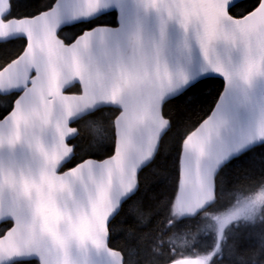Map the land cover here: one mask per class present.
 <instances>
[{
	"label": "water",
	"instance_id": "95a60500",
	"mask_svg": "<svg viewBox=\"0 0 264 264\" xmlns=\"http://www.w3.org/2000/svg\"><path fill=\"white\" fill-rule=\"evenodd\" d=\"M66 2L5 20L10 0H0V43L25 40L0 69V95L17 94L0 118V225L11 223L0 264H124L110 223L170 128L163 105L195 82L219 78L223 89L182 151L204 137L212 155L264 140V0L240 17L233 0H72V19ZM109 12L114 25L59 37ZM74 85L79 92H66ZM106 107L118 110L112 153L64 168L74 122Z\"/></svg>",
	"mask_w": 264,
	"mask_h": 264
},
{
	"label": "trees",
	"instance_id": "16d2710c",
	"mask_svg": "<svg viewBox=\"0 0 264 264\" xmlns=\"http://www.w3.org/2000/svg\"><path fill=\"white\" fill-rule=\"evenodd\" d=\"M54 1L31 0L33 6L12 7V5L19 4L21 0H10L9 17L33 16L50 8ZM253 2L254 0L239 2V7L230 8V14L235 17L245 15L254 9L250 8ZM113 18H115L116 22V13L109 12L90 22L66 27L60 31L59 35L65 40L71 39L84 30L98 24L114 25L115 23L112 22ZM24 47L25 40L22 38L0 43V69L16 58ZM207 79H216L217 82L207 85L203 89L200 102L193 104L188 98L185 99L184 103L180 104L165 102L162 112L170 121V128L162 137L159 149L153 160L139 173V197L129 200L127 205L122 204L119 212L110 223L109 245L123 254L124 264H164L174 259L169 255L168 245L164 244L161 248L157 242L156 230L160 227L157 221L167 216V191L171 183L170 173L176 164L177 154L182 151L187 136L210 113L218 99V94L223 89V83L220 82L221 79L213 77L203 80ZM68 90L72 93L79 92V86L74 85ZM16 95H0V118L11 109ZM117 113V109L106 107L74 122L73 126L78 130V135L70 142L75 147L74 156L64 168L72 167L85 158L102 159L112 153L114 148L113 120ZM226 171L228 174L227 178L218 186L217 191L219 203L221 204L230 202L236 194L240 193L237 190L246 189L260 175H264V167L259 162L254 166H236L226 169ZM134 203L137 211L129 212L128 209ZM140 213L144 215L143 222H140ZM10 225V222L0 225V236ZM170 234L171 232H169ZM231 242V240L228 241L229 244ZM197 247L202 252L207 251V248L203 246V242L198 243ZM154 248L159 249V251H153ZM255 251L250 248L243 255L245 258L253 257V259L259 260L260 257L255 255ZM234 259H237V257L231 256L228 253V248L225 247L224 259L216 261V264H232ZM12 264L38 263L35 260H28Z\"/></svg>",
	"mask_w": 264,
	"mask_h": 264
},
{
	"label": "snow or ice",
	"instance_id": "6c2138e0",
	"mask_svg": "<svg viewBox=\"0 0 264 264\" xmlns=\"http://www.w3.org/2000/svg\"><path fill=\"white\" fill-rule=\"evenodd\" d=\"M257 3L258 0H254L250 8H255ZM30 6H33L31 0H21L19 4L12 5ZM231 6L239 7V4L233 0ZM65 10L69 19L74 18L72 0H67ZM112 22L115 23V18ZM16 30L9 27V36H14ZM101 39H104L103 35ZM216 82V79L195 82L186 91L177 92L168 102L180 104L188 98L193 104L198 103L203 89ZM220 82L223 83L222 79ZM128 132L129 125L126 123L123 130L125 143ZM210 149L211 145L207 137H204L195 145L178 152L176 164L170 173L167 216L157 221L160 225L156 230L157 242L161 248L164 244L168 245L169 255L174 258L168 264H216V261L224 259L225 247L231 256L237 257L232 264H264V175H260L246 189L237 190L243 193L242 198L234 196L233 201L221 204L217 196L218 186L227 178L226 169L250 167L257 162L264 167V140L233 146L215 155L211 154ZM201 156H207L206 166H200ZM139 194L140 184L137 178L135 188L125 196L122 203L127 205L129 200L139 197ZM128 210L136 212L135 203ZM139 219L143 222V213H140ZM229 240L232 241L230 244ZM201 242L207 251L202 252L197 247ZM250 248L256 250L255 255L260 257L259 260L245 258L243 253ZM153 251L159 249L154 248Z\"/></svg>",
	"mask_w": 264,
	"mask_h": 264
},
{
	"label": "flooded vegetation",
	"instance_id": "af4514ba",
	"mask_svg": "<svg viewBox=\"0 0 264 264\" xmlns=\"http://www.w3.org/2000/svg\"><path fill=\"white\" fill-rule=\"evenodd\" d=\"M8 18H10V17H9V14H8L6 17H4L5 20L8 19ZM62 39H63V38H62ZM72 39H73V38H71V39H66V40L63 39V40L65 41V43H69L70 41H72ZM12 40H13V39H12ZM68 40H70V41L68 42ZM8 41H9V40H8ZM66 41H67V42H66ZM5 42H7V41H5ZM2 43H3V42H2ZM66 92H69V90L67 89ZM16 96H17V95H16Z\"/></svg>",
	"mask_w": 264,
	"mask_h": 264
},
{
	"label": "rangeland",
	"instance_id": "374dc122",
	"mask_svg": "<svg viewBox=\"0 0 264 264\" xmlns=\"http://www.w3.org/2000/svg\"><path fill=\"white\" fill-rule=\"evenodd\" d=\"M235 196H237V197H239V198H242V196H243V194H236ZM230 201H233V198H232V200H230Z\"/></svg>",
	"mask_w": 264,
	"mask_h": 264
}]
</instances>
